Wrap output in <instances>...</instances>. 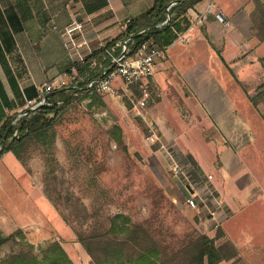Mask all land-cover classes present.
Segmentation results:
<instances>
[{
  "label": "rangeland",
  "instance_id": "obj_1",
  "mask_svg": "<svg viewBox=\"0 0 264 264\" xmlns=\"http://www.w3.org/2000/svg\"><path fill=\"white\" fill-rule=\"evenodd\" d=\"M248 1L253 9L256 2L264 3ZM259 15L255 10L253 32L264 42ZM188 51L195 62L211 64L222 49L179 53ZM258 55L264 73V49H258ZM169 61L165 52L156 61L146 94L137 86L119 98L99 95L100 105L89 106L90 98L77 99L55 117L45 143L31 138L21 147L23 160H17L23 174L51 206L44 200L34 201L35 211L28 202L18 205L21 226L0 227V232L20 229L22 237L0 246V260L19 251L40 257L42 248L58 241L74 264H92L76 233L104 236L111 217L119 215L117 222L139 225L158 240L167 264H186L189 255L183 247L195 232L212 237L215 245L233 244L235 256L217 264H264V100L258 99L264 81L251 92L255 108L243 100L230 78L221 85L235 98V108L248 124L244 133L236 134L242 145L228 154L203 141L207 125L200 122L206 121L205 107L185 77L188 62ZM212 73L220 80L234 77L224 69ZM143 96V107H133L127 98ZM173 163L179 173L173 171ZM0 168L6 176H16V182H4L1 214L15 204L10 189L17 185L21 191L26 182L11 152H6ZM192 189L198 192L194 208L185 201Z\"/></svg>",
  "mask_w": 264,
  "mask_h": 264
},
{
  "label": "crops",
  "instance_id": "obj_2",
  "mask_svg": "<svg viewBox=\"0 0 264 264\" xmlns=\"http://www.w3.org/2000/svg\"><path fill=\"white\" fill-rule=\"evenodd\" d=\"M152 3L153 0H0V124L7 116L19 111L25 99L35 97L44 82L53 81L59 73L68 69L69 60L60 31L71 16L86 22L84 35L90 38L95 32L108 39L119 33L121 22L146 12ZM253 7L248 0H199L186 11L189 24L175 31L174 39L162 46L154 61V72L155 63L164 52L168 62L171 60L175 64L181 58L188 62L185 77L205 107V113H202L206 121L200 122L201 126L207 125V141H203L228 154L238 144L242 145L236 134L244 133L247 122L236 110L235 98L227 95L221 85L224 86L230 78L237 85L243 100L255 108L250 101L253 97L251 92L264 81L263 67L257 60L261 56L258 49H264V42L253 32L250 18ZM216 13L221 15L222 21L216 18ZM179 34L187 40H176ZM180 49L222 51L217 52V61L209 64L203 60L195 62L191 51L182 55L184 53H179ZM210 53L214 56L213 51ZM213 69H224L234 77L223 79V76L220 80L212 73ZM235 93L237 96L238 92ZM5 155L0 156V162ZM16 161L26 183L21 191L17 185L10 189L15 204L11 207L7 205L9 209L5 207L0 214V227L14 225L13 229L20 227L23 220V215L17 212L19 204L28 202L32 211L37 210L33 205L35 202L45 201L47 206H51L48 200L35 193L30 185V176L23 174L22 166ZM2 171L0 168V197L4 193L1 190L6 178L16 182L15 174L8 177ZM32 213L36 215V212ZM28 219L31 217L28 216Z\"/></svg>",
  "mask_w": 264,
  "mask_h": 264
},
{
  "label": "trees",
  "instance_id": "obj_3",
  "mask_svg": "<svg viewBox=\"0 0 264 264\" xmlns=\"http://www.w3.org/2000/svg\"><path fill=\"white\" fill-rule=\"evenodd\" d=\"M199 0H153L152 6L146 12L129 18L126 32L132 34L139 42L152 37L156 44H169L179 31L189 24L186 11ZM173 3L168 10L166 6ZM260 13L258 25L264 28V3L256 2L251 16L255 22L254 12ZM166 13L170 14L169 22L160 28L156 25L161 22ZM162 37V39H161ZM114 40V39H113ZM77 73L84 79L92 78L95 73L88 68V63L77 65ZM83 87L84 82L79 83ZM264 90V88H263ZM77 93V94H76ZM80 98H90L89 106L100 105L102 101L97 93L87 95L83 90L56 89L50 95V105L42 106L28 117H21L15 125L11 119L15 113L6 117L0 124V156L11 152L16 159L22 162L21 147L31 138L46 142L56 116L60 115L68 104ZM264 100V91L258 99ZM256 102L255 98H251ZM264 119V114L262 115ZM16 131L15 135H13ZM5 135V136H4ZM119 215H114L104 236L85 235L77 232L78 241L84 247L92 260V264H167L163 258L166 252L159 245L158 240L151 237L146 230L129 222H117ZM129 220V219H127ZM21 235L20 229L7 235L0 232V246ZM150 236V237H149ZM186 242L184 250L189 255L186 264H217L235 256L236 250L229 241L219 245L214 239L203 233L195 232ZM32 248V247H31ZM0 264H74L58 241L50 242L40 250V257L27 252H16L0 260Z\"/></svg>",
  "mask_w": 264,
  "mask_h": 264
},
{
  "label": "built area",
  "instance_id": "obj_4",
  "mask_svg": "<svg viewBox=\"0 0 264 264\" xmlns=\"http://www.w3.org/2000/svg\"><path fill=\"white\" fill-rule=\"evenodd\" d=\"M172 4L169 3L166 10ZM215 16L222 21L219 13ZM169 19L170 14L166 13L165 18L156 27L160 28L167 24ZM128 21L129 19H125L119 24V33L113 38L105 39L95 32L89 38L84 35L86 22L71 16L69 22L60 31L65 54L69 60L68 69L59 73L53 81L44 82L38 88L35 97L25 99L23 107L14 114L10 125H15L18 119L28 117L40 107L50 105V95L56 89L83 90L87 95L97 93L119 98L138 86V89L142 88L143 93L146 94V83L153 76L154 61L161 49L152 37L136 42L132 34L126 32ZM176 40L185 41L187 38L179 34ZM84 62H87L88 68L95 73L90 79H84L77 73V65ZM80 82H84L83 87L80 86ZM127 98L133 103V107H143L147 103L145 96L138 100H133L134 97ZM15 133L16 131L13 135ZM172 168L175 173L181 171L176 163H173ZM197 196L198 192L192 189L185 200L186 204L192 208L196 207ZM208 212L214 218V213Z\"/></svg>",
  "mask_w": 264,
  "mask_h": 264
},
{
  "label": "water",
  "instance_id": "obj_5",
  "mask_svg": "<svg viewBox=\"0 0 264 264\" xmlns=\"http://www.w3.org/2000/svg\"><path fill=\"white\" fill-rule=\"evenodd\" d=\"M4 136H5V135H4ZM189 191H191V189H190Z\"/></svg>",
  "mask_w": 264,
  "mask_h": 264
}]
</instances>
